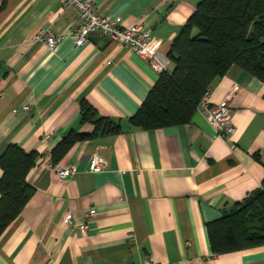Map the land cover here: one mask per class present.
Wrapping results in <instances>:
<instances>
[{
	"label": "crops",
	"instance_id": "1",
	"mask_svg": "<svg viewBox=\"0 0 264 264\" xmlns=\"http://www.w3.org/2000/svg\"><path fill=\"white\" fill-rule=\"evenodd\" d=\"M198 2L95 0L94 5L121 27L140 24L167 55ZM2 3L0 152L12 143L40 155L26 177L32 195L0 233V264H144L149 257L152 264H264V244L214 254L207 235V223L264 179L262 81L236 64L213 80L211 104L232 95L234 131L227 139L198 111L176 126L132 127L128 118L158 78L143 58L97 31L75 47L65 34L76 22L75 12L59 0ZM39 30L64 35L50 51L32 40ZM172 67L169 60V71ZM81 100L99 115L120 120L122 129L76 141L56 163L74 167L61 179L49 164L51 149L70 130L93 131L80 120ZM95 153L107 162L97 173L89 171ZM90 208L95 214L84 216ZM81 223L87 225L84 232Z\"/></svg>",
	"mask_w": 264,
	"mask_h": 264
},
{
	"label": "trees",
	"instance_id": "2",
	"mask_svg": "<svg viewBox=\"0 0 264 264\" xmlns=\"http://www.w3.org/2000/svg\"><path fill=\"white\" fill-rule=\"evenodd\" d=\"M167 56L173 67L158 75L128 118L132 127L146 130L189 122L213 80L233 64L264 83V0H199ZM79 106L81 122L91 123L93 131H68L50 151L52 164L58 163L76 141L114 135L122 129L120 120L99 115L87 101L81 100ZM39 155L12 143L0 152V233L32 195L33 187L26 177ZM207 235L214 254L263 245L264 179L261 187L207 223Z\"/></svg>",
	"mask_w": 264,
	"mask_h": 264
},
{
	"label": "built area",
	"instance_id": "3",
	"mask_svg": "<svg viewBox=\"0 0 264 264\" xmlns=\"http://www.w3.org/2000/svg\"><path fill=\"white\" fill-rule=\"evenodd\" d=\"M59 1L64 7H72L75 12L76 22L65 32V34L72 38L75 47L83 45L87 40L88 34L97 31L101 35L119 41L124 47L143 58L158 75L169 71V58L161 51L157 38L149 32L144 31L140 24L121 27L115 18L96 11L95 0ZM63 35V33H53L50 30H39L32 37V40L43 42L47 49L52 51L60 42ZM209 95L210 90L199 100L196 105V111L205 117L218 136L227 139L234 131L229 103V98L232 95L223 98L216 104L210 103ZM28 108V105L22 106L23 110H27ZM17 110L13 109L12 112L15 113ZM43 137L46 140L48 135L45 134ZM49 164L61 179L68 177L74 172L73 166H59L52 164L50 160ZM106 166V159L95 153L89 162V171L95 173L101 172ZM95 211V208H90L84 216L93 215ZM67 224L73 225V220L70 217L67 218ZM79 228L84 232L87 229L86 223H81ZM152 262V258L150 257L144 260V264H152Z\"/></svg>",
	"mask_w": 264,
	"mask_h": 264
}]
</instances>
